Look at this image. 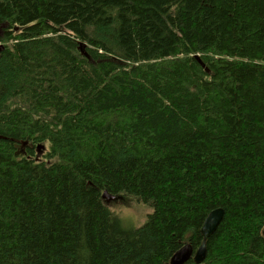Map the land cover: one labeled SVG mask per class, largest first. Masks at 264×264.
Instances as JSON below:
<instances>
[{
    "label": "trees",
    "instance_id": "16d2710c",
    "mask_svg": "<svg viewBox=\"0 0 264 264\" xmlns=\"http://www.w3.org/2000/svg\"><path fill=\"white\" fill-rule=\"evenodd\" d=\"M0 47V264H170L220 208L202 264H264V0H0Z\"/></svg>",
    "mask_w": 264,
    "mask_h": 264
},
{
    "label": "water",
    "instance_id": "95a60500",
    "mask_svg": "<svg viewBox=\"0 0 264 264\" xmlns=\"http://www.w3.org/2000/svg\"><path fill=\"white\" fill-rule=\"evenodd\" d=\"M80 50L85 56H87L85 53L84 44L80 45ZM196 60L200 64H202L199 56H196ZM26 146H28L27 142L22 143L23 148ZM42 149H44L43 146L37 147L38 155L41 153ZM102 198L107 204L112 201H116L118 199L117 196L110 195L106 191L103 192ZM223 217H224L223 209L220 208V209L212 211L208 215V217L206 218L202 226L201 235L203 237V241L200 247L197 249V251L193 252L192 247L190 245H185L178 252L174 254V256L171 258L170 264H187L190 260H193L195 264H202L205 261L206 255H207V244H206L207 240L216 232Z\"/></svg>",
    "mask_w": 264,
    "mask_h": 264
},
{
    "label": "rangeland",
    "instance_id": "374dc122",
    "mask_svg": "<svg viewBox=\"0 0 264 264\" xmlns=\"http://www.w3.org/2000/svg\"><path fill=\"white\" fill-rule=\"evenodd\" d=\"M46 151V147L41 150L39 156ZM108 208L119 218L126 228L136 229L142 227L148 216L152 213L149 205L138 203L134 198L121 195L116 201L108 203Z\"/></svg>",
    "mask_w": 264,
    "mask_h": 264
}]
</instances>
